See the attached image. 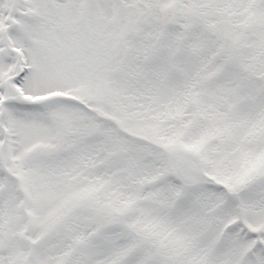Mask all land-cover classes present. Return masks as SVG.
<instances>
[{"label":"snow or ice","instance_id":"obj_1","mask_svg":"<svg viewBox=\"0 0 264 264\" xmlns=\"http://www.w3.org/2000/svg\"><path fill=\"white\" fill-rule=\"evenodd\" d=\"M0 264H264V0H0Z\"/></svg>","mask_w":264,"mask_h":264}]
</instances>
